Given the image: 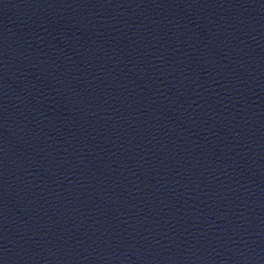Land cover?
Wrapping results in <instances>:
<instances>
[{"label": "water", "instance_id": "water-1", "mask_svg": "<svg viewBox=\"0 0 264 264\" xmlns=\"http://www.w3.org/2000/svg\"><path fill=\"white\" fill-rule=\"evenodd\" d=\"M0 264H264V0H0Z\"/></svg>", "mask_w": 264, "mask_h": 264}]
</instances>
